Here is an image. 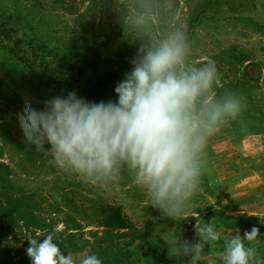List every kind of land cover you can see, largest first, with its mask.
I'll return each instance as SVG.
<instances>
[{
    "label": "rangeland",
    "instance_id": "1",
    "mask_svg": "<svg viewBox=\"0 0 264 264\" xmlns=\"http://www.w3.org/2000/svg\"><path fill=\"white\" fill-rule=\"evenodd\" d=\"M175 29L187 35L190 64L215 65L209 99L231 94L243 108L215 126L198 190L180 215L167 216L130 172L99 185L62 170L27 143L19 119L73 90L115 100L139 46ZM0 162L10 170L0 201L24 198L41 223L0 218V264L30 260L29 241L48 234L59 248L81 247L67 254L77 264L91 253L103 264H190L176 238L198 242L203 224L220 238L204 243L199 264H222L226 241L254 225L261 236L245 242L255 251L250 264L264 261V0H0Z\"/></svg>",
    "mask_w": 264,
    "mask_h": 264
},
{
    "label": "clouds",
    "instance_id": "2",
    "mask_svg": "<svg viewBox=\"0 0 264 264\" xmlns=\"http://www.w3.org/2000/svg\"><path fill=\"white\" fill-rule=\"evenodd\" d=\"M188 49L187 35L179 29L150 38L117 82L115 100L90 101L73 90L47 99L42 109L29 106L19 119L25 140L37 151L51 152L62 170L93 184L115 183L130 172L152 206L167 216L180 215L198 190L208 136L243 108L231 94L209 99L215 65L190 64ZM196 230V243L176 238L178 251L191 257L190 264H199L204 243L220 238L212 224ZM258 236L260 229L254 225L243 236L227 240L222 264H250L255 251L245 242ZM29 245L31 264H77L60 250L52 234L32 239ZM78 264L103 261L91 253Z\"/></svg>",
    "mask_w": 264,
    "mask_h": 264
},
{
    "label": "trees",
    "instance_id": "3",
    "mask_svg": "<svg viewBox=\"0 0 264 264\" xmlns=\"http://www.w3.org/2000/svg\"><path fill=\"white\" fill-rule=\"evenodd\" d=\"M10 173V170L8 168V165L0 162V182L3 183L4 180L3 178H6L7 175ZM4 186V184H3ZM26 205H28V202L24 198L16 197V196H7L3 195L1 196V201H0V212L2 215L0 218H5L6 220H10L12 224H15V222H18L20 219L23 220V218H27V220L31 221L34 224V227H40L41 223L38 222V217L34 216L32 212H29L26 208ZM112 225L118 232L123 228V222L120 219V217L115 214L112 215ZM3 226V225H2ZM240 227H248V226H240ZM252 227V226H250ZM3 228V227H2ZM249 228V227H248ZM125 234H119L117 237L122 238L124 237ZM60 250L64 252L65 255L68 253H76L81 251V247H78L76 244L70 245L69 247L63 248V245L60 247ZM13 264H31V259H23L18 262H15Z\"/></svg>",
    "mask_w": 264,
    "mask_h": 264
}]
</instances>
